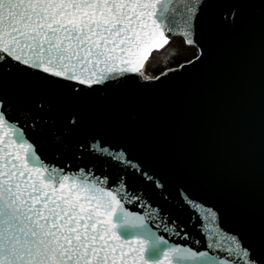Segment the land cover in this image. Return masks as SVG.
<instances>
[{
  "label": "snow or ice",
  "instance_id": "1",
  "mask_svg": "<svg viewBox=\"0 0 264 264\" xmlns=\"http://www.w3.org/2000/svg\"><path fill=\"white\" fill-rule=\"evenodd\" d=\"M251 7L0 0V264H264V199L257 209L204 186L156 143L159 78L143 71L175 35L199 53L185 64H198L244 30ZM42 144L67 157L63 166L43 157ZM110 167L119 168L115 177ZM130 180L143 188L131 191ZM167 188L199 214L203 239L171 220L164 232L189 243H170L146 223L155 217L126 207L148 202L145 189Z\"/></svg>",
  "mask_w": 264,
  "mask_h": 264
},
{
  "label": "water",
  "instance_id": "2",
  "mask_svg": "<svg viewBox=\"0 0 264 264\" xmlns=\"http://www.w3.org/2000/svg\"><path fill=\"white\" fill-rule=\"evenodd\" d=\"M247 15L244 30L236 36H226L225 42L207 53L198 64L182 63L162 72L166 75L156 76L159 79L153 81L158 86L152 97L151 132L160 147L202 177L204 186L242 198L258 209L264 199V7L261 0H253ZM175 39L182 40L179 35L173 36L168 45L153 51L149 58ZM42 155L61 166L67 159L63 155L56 159L48 144H42ZM77 163L73 161L72 167L76 168ZM101 171L98 165L97 172ZM118 172L117 167L107 170L112 177ZM128 187L136 192L143 185L130 180ZM164 191L165 195H161L159 190L145 189L151 206L145 201H129L126 207L140 215L155 217L146 223L170 243H189L164 232V224L171 220L183 224L192 236L203 239L206 233L196 228L203 224L199 214L175 189ZM156 206L168 214L166 221L153 211Z\"/></svg>",
  "mask_w": 264,
  "mask_h": 264
},
{
  "label": "trees",
  "instance_id": "3",
  "mask_svg": "<svg viewBox=\"0 0 264 264\" xmlns=\"http://www.w3.org/2000/svg\"><path fill=\"white\" fill-rule=\"evenodd\" d=\"M175 40L171 42V44L166 49H164L160 53H154L149 58V60L146 62L143 68V71L146 75H149L151 77H156L165 70L178 67L179 65L185 63L186 61L192 60L197 55V51L194 48H189L185 46V44L181 39H175ZM174 42L175 44L173 45L172 43ZM168 50L169 52L166 54ZM156 55H160V57H158L159 58L158 62L155 65H153V67L147 69V67L150 65L152 61V58Z\"/></svg>",
  "mask_w": 264,
  "mask_h": 264
},
{
  "label": "rangeland",
  "instance_id": "4",
  "mask_svg": "<svg viewBox=\"0 0 264 264\" xmlns=\"http://www.w3.org/2000/svg\"><path fill=\"white\" fill-rule=\"evenodd\" d=\"M175 41H178V40H175ZM173 45L175 44V42L174 43H172ZM166 49V48H165ZM169 52V50L166 52V54ZM171 52V51H170ZM160 53V52H159ZM158 57H160V55H156V56H154L153 58H152V61H151V63H150V67L148 66L147 67V69L148 68H151V67H153V65H155L157 62H158Z\"/></svg>",
  "mask_w": 264,
  "mask_h": 264
}]
</instances>
